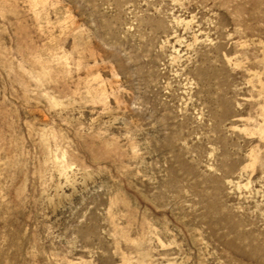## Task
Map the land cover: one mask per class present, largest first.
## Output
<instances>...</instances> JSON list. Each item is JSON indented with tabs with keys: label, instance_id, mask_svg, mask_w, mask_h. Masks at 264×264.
Instances as JSON below:
<instances>
[{
	"label": "rangeland",
	"instance_id": "1",
	"mask_svg": "<svg viewBox=\"0 0 264 264\" xmlns=\"http://www.w3.org/2000/svg\"><path fill=\"white\" fill-rule=\"evenodd\" d=\"M0 264H264V0H0Z\"/></svg>",
	"mask_w": 264,
	"mask_h": 264
}]
</instances>
